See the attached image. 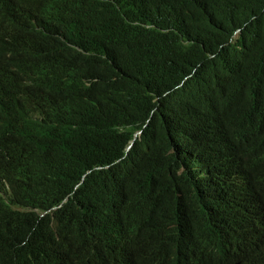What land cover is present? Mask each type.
I'll return each instance as SVG.
<instances>
[{"label": "trees", "instance_id": "obj_1", "mask_svg": "<svg viewBox=\"0 0 264 264\" xmlns=\"http://www.w3.org/2000/svg\"><path fill=\"white\" fill-rule=\"evenodd\" d=\"M6 25L0 264H243L214 255L222 230L262 245L238 207L264 211V0H30Z\"/></svg>", "mask_w": 264, "mask_h": 264}, {"label": "clouds", "instance_id": "obj_2", "mask_svg": "<svg viewBox=\"0 0 264 264\" xmlns=\"http://www.w3.org/2000/svg\"><path fill=\"white\" fill-rule=\"evenodd\" d=\"M29 1L30 0H0V30H2L3 32H7L8 30V27L6 25L7 18H10L13 15L20 13L26 7ZM83 1H86V0H83ZM60 13L58 11H53V14H60ZM70 31L74 32L73 25H61L58 28L57 35L60 37H64V34ZM132 144H133V141L131 143V146ZM259 144H256L250 148H257ZM130 147L128 149H130ZM183 170H186V171L189 170L191 173L194 172V177H195V180L197 181H201L203 179L208 178L207 171L200 165L192 164L189 167H183ZM199 170L202 171L200 174H199ZM215 184L216 183H213L211 180H208L207 188H213L216 186ZM250 192L251 191H248L246 194L242 196V201H244L252 209L253 213L245 214V212L238 207V217H239V220L242 223L249 226V228L259 229L263 232L262 245L258 247L252 242H247L243 234L235 235L234 233H231L230 231L222 230L218 232V235H217L218 242L212 245L211 250L214 251V255H216V252H218L216 247L218 245L227 244L226 248H223V249H228L231 246H234L235 251L233 253V257L234 258L241 257L243 264H264V211H263L261 203L256 202L249 197ZM57 208H54L53 210ZM224 234H225V237L223 238ZM198 252L202 254L203 256H206V257L210 256V248H208L207 251L205 252L203 251L202 246H200V249H198ZM236 264H240V263H236Z\"/></svg>", "mask_w": 264, "mask_h": 264}, {"label": "bare ground", "instance_id": "obj_3", "mask_svg": "<svg viewBox=\"0 0 264 264\" xmlns=\"http://www.w3.org/2000/svg\"><path fill=\"white\" fill-rule=\"evenodd\" d=\"M60 13V11H58ZM245 178H246V182H247V186H249L248 184V175L247 174H244ZM248 188V187H246ZM206 205H207V210H210L212 205H213V198H212V195L207 197L206 199ZM225 237V234L223 236V238ZM188 245V244H187ZM186 245V247H187ZM191 245V242L189 243V246ZM184 249H188V248H184ZM185 264H190L189 260L185 261Z\"/></svg>", "mask_w": 264, "mask_h": 264}]
</instances>
